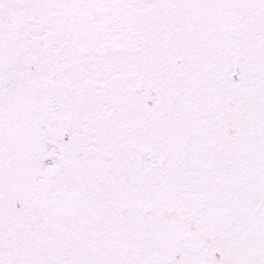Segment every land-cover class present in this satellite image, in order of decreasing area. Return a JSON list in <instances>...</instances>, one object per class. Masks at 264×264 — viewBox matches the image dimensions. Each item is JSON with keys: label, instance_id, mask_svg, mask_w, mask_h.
<instances>
[{"label": "snow or ice", "instance_id": "6c2138e0", "mask_svg": "<svg viewBox=\"0 0 264 264\" xmlns=\"http://www.w3.org/2000/svg\"><path fill=\"white\" fill-rule=\"evenodd\" d=\"M0 264H264V0H0Z\"/></svg>", "mask_w": 264, "mask_h": 264}]
</instances>
